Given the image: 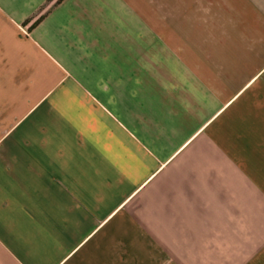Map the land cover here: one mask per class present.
Instances as JSON below:
<instances>
[{
    "label": "crops",
    "instance_id": "obj_1",
    "mask_svg": "<svg viewBox=\"0 0 264 264\" xmlns=\"http://www.w3.org/2000/svg\"><path fill=\"white\" fill-rule=\"evenodd\" d=\"M0 0V264H264V0Z\"/></svg>",
    "mask_w": 264,
    "mask_h": 264
},
{
    "label": "rangeland",
    "instance_id": "obj_2",
    "mask_svg": "<svg viewBox=\"0 0 264 264\" xmlns=\"http://www.w3.org/2000/svg\"><path fill=\"white\" fill-rule=\"evenodd\" d=\"M9 75L0 71V124L10 118V111L25 106L30 99V79H11Z\"/></svg>",
    "mask_w": 264,
    "mask_h": 264
},
{
    "label": "trees",
    "instance_id": "obj_3",
    "mask_svg": "<svg viewBox=\"0 0 264 264\" xmlns=\"http://www.w3.org/2000/svg\"><path fill=\"white\" fill-rule=\"evenodd\" d=\"M59 1H61V0H57L56 2L58 3Z\"/></svg>",
    "mask_w": 264,
    "mask_h": 264
}]
</instances>
